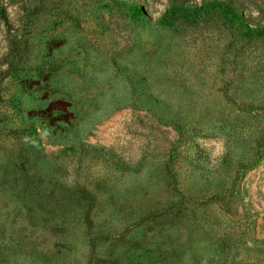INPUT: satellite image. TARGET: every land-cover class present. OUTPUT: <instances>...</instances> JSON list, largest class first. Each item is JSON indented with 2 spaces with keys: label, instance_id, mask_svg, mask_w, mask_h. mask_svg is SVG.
I'll return each instance as SVG.
<instances>
[{
  "label": "rangeland",
  "instance_id": "rangeland-1",
  "mask_svg": "<svg viewBox=\"0 0 264 264\" xmlns=\"http://www.w3.org/2000/svg\"><path fill=\"white\" fill-rule=\"evenodd\" d=\"M206 1L0 0V264H33L37 244L62 247L67 264H264V37L212 10L173 12ZM220 1L264 27V0ZM53 158L73 191L104 199L99 221L117 236L128 212L183 194L195 213L126 232L90 259L83 226L70 243L26 229L35 168Z\"/></svg>",
  "mask_w": 264,
  "mask_h": 264
},
{
  "label": "trees",
  "instance_id": "trees-1",
  "mask_svg": "<svg viewBox=\"0 0 264 264\" xmlns=\"http://www.w3.org/2000/svg\"><path fill=\"white\" fill-rule=\"evenodd\" d=\"M193 7L182 3L174 4L173 12L175 14L190 15L201 10H212L213 13L217 14L219 20L229 22L234 26H243L248 31L252 30L250 34L264 37L263 26L252 27L251 29L246 25V21H243L242 12L227 2L208 0L201 6L194 5ZM0 13L4 16L3 11H0ZM158 102L156 100V103ZM154 108L157 110V106ZM253 108L250 107L246 110H252ZM167 120L169 124H172L181 132L184 124L179 117H168ZM261 146V144L258 145V160L262 158ZM86 149V155L87 153H95L101 157L103 155L105 157L112 155L109 150L102 147L86 144ZM112 166H116L118 170L121 169L127 172V168L122 162ZM35 169L38 170L39 176L31 187L34 188L36 193L27 197L25 200L27 208L25 213V221L27 222L26 229L33 234L48 231L51 234L58 235L57 232H59L60 234L58 236L63 239L64 243H70V241H67V233L72 229H79L83 226V238L88 245L90 259H98L102 243L109 241L114 243L113 240L121 239L126 232L133 231L136 228L149 227L150 224L157 223L159 219L166 218L170 215H183L188 211H191L192 214L195 213L194 206L197 202H192L189 200V196L187 197L183 194L181 201L176 203L172 202L166 207L128 212L124 218L127 223V228L120 236H117L116 230L113 231L111 228L105 226V223L103 224L99 221L100 209L98 208L104 199L97 196L94 191L89 190L86 185H78V190L73 191V187L70 186L67 180L68 169L63 163L53 158L50 161H46L43 166H36ZM167 171H171L169 165L167 166ZM96 184L98 188L102 187V183L97 182ZM105 200H108L112 206L117 204V199L114 196H110ZM132 246L135 250L144 251L145 254L151 255L152 253L150 247L141 243L137 242ZM26 257L33 264H67L62 247L55 250L37 244L32 249H27ZM121 258L122 256H117L116 260L120 261ZM174 261L171 260L169 264H175ZM133 264L138 263L134 262ZM178 264H198V258L195 257L193 261L182 258Z\"/></svg>",
  "mask_w": 264,
  "mask_h": 264
}]
</instances>
